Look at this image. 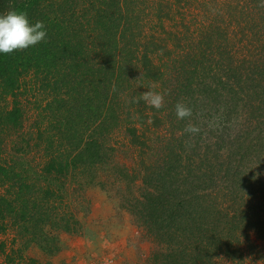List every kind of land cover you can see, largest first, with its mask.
Masks as SVG:
<instances>
[{
    "label": "trees",
    "instance_id": "trees-1",
    "mask_svg": "<svg viewBox=\"0 0 264 264\" xmlns=\"http://www.w3.org/2000/svg\"><path fill=\"white\" fill-rule=\"evenodd\" d=\"M195 6L0 0V14L26 11L30 24L43 21L47 33L34 46L0 53V221L31 231L33 242L37 232L71 234L80 226L64 199L62 207L50 194L38 197L56 192L55 184L43 180L33 194L24 191L31 187L15 170L18 151L5 148L24 128L21 97L31 86L46 98L47 127L34 126L36 139L45 138L46 178L66 180L111 162L108 137L122 127L134 148L156 156L142 158L136 176L116 173L121 183L142 182L143 196L131 208L165 249L154 264L239 263L244 245L254 251L252 237L264 244V0H207L193 16ZM149 90L164 95L161 109L140 99ZM197 94L207 100L201 105L209 124L178 137L183 119L171 112L188 100L195 108ZM237 108L244 117L238 128ZM159 134L165 142L151 148Z\"/></svg>",
    "mask_w": 264,
    "mask_h": 264
},
{
    "label": "rangeland",
    "instance_id": "rangeland-1",
    "mask_svg": "<svg viewBox=\"0 0 264 264\" xmlns=\"http://www.w3.org/2000/svg\"><path fill=\"white\" fill-rule=\"evenodd\" d=\"M206 1L194 0V5L197 4V6L191 11V15H197ZM203 10L200 14H203ZM191 20H193L192 17ZM191 47L193 46L190 43L185 45L187 50ZM27 90L25 97H21L25 111L24 128L20 133L10 134V138L5 141V148L10 155L14 150L18 151L15 170L29 177L28 186L31 187L30 190L24 191L27 194L31 192L33 194V186L41 187L44 184L43 180L55 184L56 192L53 194L44 192L38 197L44 198L50 194V198L56 199L62 207L64 199L65 206H69L73 211L80 226L75 233L71 234L46 228L47 232L45 230L44 234L36 233L34 238L37 241L33 242L31 231L24 232L21 228L15 227L13 221L9 219L0 221L2 227L0 229V264H154L159 253L165 249L162 248L159 240H156L155 232L149 231L150 228L144 225L140 210L131 208L134 201L141 200L143 196L142 182L134 179V182L132 180L129 183H121L116 173L125 169L129 176H136L141 166V159L144 157L146 159L149 155L150 159H156V156H152L147 147L134 148L122 127L113 131L108 137V147L113 149L111 162L96 170L92 168L79 170L66 180L60 177L55 180L46 178V175L41 172L45 163L43 155L45 138L37 140V129L34 127L37 124L41 131L47 127L44 123L45 113L42 111L46 98L34 87L29 86ZM195 99V108H191L192 115L195 116V120L197 119V128L202 129L209 124V119L206 117L209 116L210 111L207 109L208 113L203 115L207 102L204 104L205 108L201 103L207 100L202 99L198 94L195 95ZM189 102V100L183 101L188 107ZM38 106L40 109L36 110ZM234 112L233 116L238 114L235 117V120L239 122L238 128L242 125L244 117L240 109L237 108ZM166 114L168 116L169 112L166 111ZM170 118L178 120L175 110L171 112ZM216 120L214 115L212 122ZM189 124L193 125L192 118L187 117L182 120L178 137L183 133L187 135L185 137H193L192 133L184 131ZM21 135L26 136V142L20 140ZM160 136L161 134L159 137L154 135L151 138L154 141L151 148L153 145L165 142L160 139ZM36 144L37 147H35ZM94 177L95 181H93ZM251 242L255 245L254 251L250 249V252L244 245L243 262L233 263L220 258L214 264H264V244L254 240V237L251 238Z\"/></svg>",
    "mask_w": 264,
    "mask_h": 264
},
{
    "label": "clouds",
    "instance_id": "clouds-1",
    "mask_svg": "<svg viewBox=\"0 0 264 264\" xmlns=\"http://www.w3.org/2000/svg\"><path fill=\"white\" fill-rule=\"evenodd\" d=\"M46 35L44 22L38 20L30 24L26 11L17 9L0 14V53L8 54L14 50H24L43 41ZM140 99L157 110L164 106V95L160 92L146 91L140 95ZM135 102L139 103V100ZM175 112L178 119L192 116V109L183 102H177ZM184 131L194 134L199 129L189 124Z\"/></svg>",
    "mask_w": 264,
    "mask_h": 264
}]
</instances>
